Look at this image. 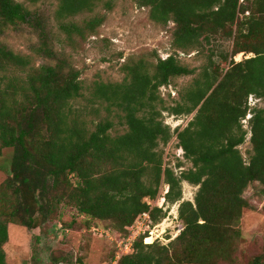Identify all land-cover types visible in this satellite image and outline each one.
<instances>
[{
  "label": "trees",
  "instance_id": "obj_1",
  "mask_svg": "<svg viewBox=\"0 0 264 264\" xmlns=\"http://www.w3.org/2000/svg\"><path fill=\"white\" fill-rule=\"evenodd\" d=\"M37 4L41 0H28ZM150 9L153 22L175 25L174 48L182 53L210 47L208 65L194 79L179 103L167 109L159 92L173 80L196 76L178 54L159 59L151 72L144 61L129 67L122 84L97 83L90 104H106L123 113L127 132L113 137L109 119L83 120L77 100L84 98L80 72L58 60L52 66L32 67L28 56L0 44V157L14 150L8 179L0 186V264H7L5 246L9 225L36 230L53 220L62 207H73L90 223L111 222L129 235L137 220L149 214L154 224L167 217L152 208L162 184L170 190V204L183 201V184L198 188L195 202H183L180 236L163 246L135 241L134 254L117 264H234L243 241L244 197L253 185L264 187V0H137ZM113 8L109 0H61L58 16L73 18L99 6ZM106 18L86 21L85 27L63 24L71 34H96ZM34 23V15L16 0H0V37L10 28ZM40 23L36 21L35 27ZM232 42V51L220 53L229 69L215 61V41ZM48 51V43L41 46ZM244 55L241 62L236 58ZM252 55V56H250ZM18 74H23L19 76ZM87 110L88 108L85 107ZM99 112V109H94ZM163 112L192 116L178 133L179 148L192 168L177 175L164 168L161 146L173 136ZM253 147L247 163L240 148L249 131ZM264 194V189H263ZM79 264V263H78ZM253 264H263L256 258Z\"/></svg>",
  "mask_w": 264,
  "mask_h": 264
},
{
  "label": "rangeland",
  "instance_id": "obj_2",
  "mask_svg": "<svg viewBox=\"0 0 264 264\" xmlns=\"http://www.w3.org/2000/svg\"><path fill=\"white\" fill-rule=\"evenodd\" d=\"M109 1V0H106ZM113 8L108 11L99 6L94 12L83 13L73 18L61 19L58 16L61 0H41L32 4L28 0H16L23 4L34 15V23L21 28L8 29L0 37V44L8 47L16 54L28 56L32 60V67L54 66L58 60H66L68 65L80 72V80L84 86V98L77 100L76 107L81 112L83 120L90 123L109 119L114 128L110 131L113 137L127 132V126L122 121L123 113L113 109L107 111L106 104H90L88 99L97 83L122 84L129 79V67L144 61L154 72L158 60H166L178 54L181 62L196 69L193 77L173 80L169 87L160 89L159 95L164 101L158 105L170 109L180 102L182 93L190 87L194 79L208 65L211 54L210 47L204 45L201 52L189 51L182 53L174 48L175 25L170 23L163 26L153 22L150 9L141 8L137 0H112ZM105 16L104 25L97 29L96 34L85 31L83 35L76 32H65L61 26L75 25L85 27L86 21ZM39 22V27L35 23ZM48 43V51H41L43 43ZM215 61L222 69H229V62L221 58V54L232 51V42L215 41ZM252 56V55H250ZM244 55L236 58L237 62L244 59ZM22 76L23 74H18ZM251 107L264 108V102L254 97L249 99ZM85 107L88 109L86 110ZM94 109H99L95 112ZM196 114V113H195ZM194 114V115H195ZM192 116L176 117L169 112H163L164 124L171 129L172 140L169 145H162L160 150L164 155V168H170L180 175L182 171L191 169L192 163L185 158V153L179 148L178 133L182 132L193 119ZM249 114L248 116H250ZM247 120V118H246ZM244 129L249 131L247 142L240 150L247 163L253 150L251 131L248 122L243 121ZM14 157L13 149H6L0 157V186L8 179ZM264 187L259 182L251 186L244 197L250 202L252 209L245 210L241 231L243 241L234 264H253L260 258L264 264ZM169 186L162 184L159 197L152 201L145 199L152 208L163 209L167 217L158 224L143 229L140 234L138 224L130 230L129 235L118 231L111 222H92L78 214L73 207H62L59 215L36 230L9 225V242L5 246L7 264H117L122 257L133 255L135 250L129 246V239H136L146 235L145 245L156 242L163 246L170 245L184 230L179 220V209L183 202H195L198 188L188 183L183 184V201L175 205L166 200ZM164 200V201H163ZM182 230V231H183ZM140 234V235H139ZM152 238V239H151ZM151 239V243L145 241ZM135 243V242H134Z\"/></svg>",
  "mask_w": 264,
  "mask_h": 264
},
{
  "label": "built area",
  "instance_id": "obj_3",
  "mask_svg": "<svg viewBox=\"0 0 264 264\" xmlns=\"http://www.w3.org/2000/svg\"><path fill=\"white\" fill-rule=\"evenodd\" d=\"M250 106H251V102L249 103ZM252 118V115L248 116L247 117V120H244L245 122H248V120H250ZM137 224H138V227L136 226V228H138V231L140 234H145L147 233V231L143 230L149 226L152 225V220H151V217L149 214H144L142 215L138 220H137ZM183 229L180 230V232H182ZM139 234V235H140ZM136 239L132 238V239H129L128 243H129V246H132V244H134ZM147 240L149 239H146L145 241L147 242Z\"/></svg>",
  "mask_w": 264,
  "mask_h": 264
},
{
  "label": "bare ground",
  "instance_id": "obj_4",
  "mask_svg": "<svg viewBox=\"0 0 264 264\" xmlns=\"http://www.w3.org/2000/svg\"><path fill=\"white\" fill-rule=\"evenodd\" d=\"M163 201H164V200H163ZM151 239H152V238H151ZM151 239L148 240V243H151V241H153V240H151ZM152 243H153V242H152ZM152 243H151V244H152Z\"/></svg>",
  "mask_w": 264,
  "mask_h": 264
}]
</instances>
